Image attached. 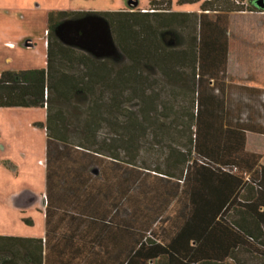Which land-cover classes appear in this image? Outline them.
<instances>
[{
    "label": "crops",
    "instance_id": "1",
    "mask_svg": "<svg viewBox=\"0 0 264 264\" xmlns=\"http://www.w3.org/2000/svg\"><path fill=\"white\" fill-rule=\"evenodd\" d=\"M248 3L251 9L206 11L195 41L184 47L187 59L170 58L161 66L174 85L170 108L147 109L143 116L137 109L136 117L141 131L160 132L163 126L170 133L198 134L203 154L260 176L264 187V9ZM201 4L196 11L172 10L170 1V9L198 18ZM145 115L153 117L147 129ZM123 142L114 156L46 141L41 188L23 186L0 197V218L10 225L0 235L40 239L42 264H167L176 256L188 258L243 180L230 169L185 168L184 148L176 143L162 151L155 142L138 141L130 160ZM243 199L247 206L237 207L233 218L264 235V190L255 194L248 187ZM148 230L159 243L141 245ZM241 252L244 246L234 254L241 259Z\"/></svg>",
    "mask_w": 264,
    "mask_h": 264
},
{
    "label": "trees",
    "instance_id": "2",
    "mask_svg": "<svg viewBox=\"0 0 264 264\" xmlns=\"http://www.w3.org/2000/svg\"><path fill=\"white\" fill-rule=\"evenodd\" d=\"M163 0H151L150 5L154 7L162 3ZM170 1L167 0V8L162 12L159 9L149 8L142 11V9L133 11L125 10H110V11H86V12H65L60 11L57 13H51L48 19V31L46 39V65L44 68H32L24 70H4L0 74V107L3 106H22L33 107L40 106L46 108V129H47V143L48 146L54 142L69 143L67 136V128L65 125V115L58 108H52L53 95L59 98V100H69L71 95L76 92H85L89 89L92 94L97 84H102L106 87V90L113 94V101L115 97L124 95V89L130 88L133 80L135 81V100L136 108L125 110L123 117L125 120L120 125L118 131L119 140L112 138L110 144H98L96 137L100 126L103 124V120L108 112H111V116L115 118L114 113L119 112L118 106L112 102L108 109H105L103 104L98 101L92 106V110H88V118H86L82 128L84 129V139L92 141L93 152L104 154V149L110 152V155L118 156L114 153V149H121L122 140H124V146L128 151L129 159L132 160L136 156L137 142H145L152 145L153 142L157 143L160 149H175L173 144H179L184 149L180 150L183 156V163L185 168L188 166L199 165L205 168H209L214 171L223 172L230 169V173L236 174L243 180L242 188L234 200L227 205L224 210L217 217L216 221L212 225L211 229L207 233L206 239L201 243L195 242L192 244V253L188 258L176 256L174 259H169L167 264H247L237 256L234 251L239 246H244L246 252L249 253L254 259L255 263L252 264H264V235L259 231L247 230L244 227L239 226L238 222L233 218V212L237 207H246L248 201L243 199V193L246 188H251L255 194L264 190L260 176H251L248 172H242V170L235 164H225L220 161H216L201 152L199 148L198 134H192L188 132L170 133L167 128H163L162 131L147 132L141 131L140 124H137L136 111L139 109L142 112L147 109L170 108L172 104L168 99H161L160 94L146 82H140L139 70L132 71L133 63L125 68H120L113 76H109V69L104 62H97L92 60V56H95L93 52L85 47L79 46V44H72L64 42L57 34V28L64 21H79L87 18L94 19L95 22L100 23L104 28L113 26L114 28L122 31V40L118 41L119 47L122 53L129 57H133L135 64H138L136 60H141L148 63L151 60V64L159 70L167 78L170 76L169 69L164 67V61L175 58L178 54L169 55L167 51H162L158 43L151 37L155 24L152 20L156 21V27L165 28L171 27V25L179 26L181 21H186L191 14L187 12L172 11L170 9ZM185 2H193L197 0H182ZM248 1L253 0H205L202 2L197 24L201 29L203 22V15L206 11H217L224 9L213 8L212 4L216 2L223 3L225 5L234 3L236 6H227L225 10L231 9H243L250 8ZM165 9V8H163ZM165 13V14H164ZM65 15V17H62ZM127 16L126 20L125 17ZM133 17L129 19L128 16ZM122 18H120V17ZM55 17V18H54ZM137 23L143 30L142 36L135 37L131 32L129 23ZM167 31L162 32V36H165ZM55 39H54V38ZM56 43V48L53 45ZM135 40V41H134ZM82 49L87 54H80L78 56L74 47ZM154 47L159 56L155 58V52L151 49ZM142 48V54L140 55V49ZM104 50V49H103ZM104 52V51H103ZM115 48L111 56L116 57ZM91 57H89V56ZM92 55V56H91ZM140 55V57H139ZM71 56L78 57V62L84 67V71L77 77L69 73H65L61 70H56L53 66V59L57 61L68 60L71 61ZM162 59V61L159 60ZM91 59V61L89 60ZM148 59V60H146ZM153 60V61H152ZM176 60V59H175ZM164 63V64H163ZM150 64V63H149ZM138 71V73H137ZM179 73V70L178 72ZM131 74V76H130ZM180 78L179 74H175ZM201 75L198 73V79ZM109 77L111 79H109ZM131 78V81H130ZM150 89V90H149ZM103 96V95H102ZM101 96V97H102ZM123 97V96H122ZM125 100L129 101L130 96L125 94ZM101 102V100H99ZM89 109V108H88ZM141 116L142 121L145 123L144 129H147L151 125L152 116ZM109 121V120H108ZM125 136V139H124ZM92 138V139H91ZM85 142V140H84ZM73 143V142H72ZM103 143H107V140ZM173 143V144H172ZM77 145L83 146L85 143L77 142ZM85 147V146H84ZM93 147V146H92ZM120 155V154H119ZM159 164L157 167L159 168ZM234 171V172H232ZM185 174V169H184ZM183 174V175H184ZM183 182V178L180 180ZM258 213V212H257ZM257 215V214H256ZM261 213H258L260 217ZM159 243V239L153 235L152 230L145 232L141 240V245H151ZM0 264H42V243L40 239L26 238L18 236H5L0 235Z\"/></svg>",
    "mask_w": 264,
    "mask_h": 264
},
{
    "label": "rangeland",
    "instance_id": "3",
    "mask_svg": "<svg viewBox=\"0 0 264 264\" xmlns=\"http://www.w3.org/2000/svg\"><path fill=\"white\" fill-rule=\"evenodd\" d=\"M131 0H0V74L4 70H24L32 68H44L46 65V39L48 31V19L51 13L60 11L65 12H86V11H110V10H126L132 9L135 12L141 8H158L159 12L166 10L168 7L163 0L161 4L150 5L151 0H133L136 4L130 5ZM205 0H197L193 2H185L182 0H171L172 10H194L196 11ZM227 6L236 5L229 3L227 5L216 2L212 4L213 8L225 9ZM165 8V9H163ZM165 14V13H164ZM65 17V15H62ZM120 17V16H119ZM126 20V15L123 16ZM131 19L133 16H128ZM55 18V17H54ZM122 18V17H120ZM197 16L192 15L187 20L181 21V25L171 27L159 28L156 27V21L152 20L155 24L151 37L158 43L162 51L171 52L173 57L178 54L174 59L177 61L186 60L184 47L192 44L196 39L197 30ZM131 32L135 37L142 36L143 30L139 28L137 23H129ZM100 23L92 22L86 23V27L92 34V60L97 62H104L109 69V76H113L120 68H125L133 63L132 71L139 70V81L146 82L156 92H158L161 99L169 98V91L172 90L174 85L159 72L148 60L144 61L142 48L140 49L139 57L141 60H136L135 64L133 57H129L122 53L118 41L122 40V31L120 29L109 26L101 28ZM103 30L108 34V39L112 50L110 51L101 39L103 37ZM167 31L165 36L162 32ZM102 35V36H101ZM101 39L99 40L98 38ZM54 38V37H53ZM55 39V38H54ZM89 39V38H88ZM135 41V40H134ZM55 43V41L53 40ZM72 44H78L85 47L83 42L74 40ZM96 44V46L94 45ZM56 48V43L53 45ZM94 48V49H93ZM115 48L116 57L111 56ZM104 49V50H103ZM152 51L155 52V58L159 56L154 47ZM78 56L80 54H87L82 49L74 47ZM104 51V52H103ZM175 52V54H172ZM89 56V55H88ZM90 57V56H89ZM91 58V57H90ZM71 61L63 60L57 61L53 59V67L56 70H61L65 73L76 75L80 77L84 71V67L78 62V57L71 56ZM91 61V59H89ZM162 61L161 58H159ZM153 61V60H152ZM150 63V64H149ZM183 71V70H182ZM179 70V72H182ZM136 73V72H135ZM138 73V71H137ZM131 76V74H130ZM180 78L182 76L180 75ZM109 79H111L109 77ZM131 81V78H130ZM135 81L133 80L130 88L124 89V95L115 97L114 101L117 103L118 111L114 113L115 118L111 116V112L104 116L107 120H103V124L98 130L96 137L98 144H110L109 141L119 140L120 125L125 120L123 115L125 110L135 109ZM150 90V89H149ZM169 90V91H168ZM125 94L130 96V100H125ZM103 95V96H102ZM102 96V97H101ZM113 94L106 90L102 84H97L93 90L89 89L85 92H76L71 95L69 100H59L56 96L53 97L52 108H59L65 117V125L67 128V136L69 143L83 142V146L88 147L90 150L94 148L92 141L84 139V129L82 128L86 118H88V110H92V106L98 101L103 104L105 109L114 102ZM123 96V97H122ZM101 100V102L99 101ZM169 100V99H168ZM178 103L184 104L180 99ZM89 108V109H88ZM110 108V107H109ZM109 120V121H108ZM46 108L40 106L22 107V106H3L0 107V197L4 195L7 190L19 189L23 186L30 185L33 188L40 189V181L42 176H45L46 169ZM85 140V142H84ZM107 140V143H103ZM93 146V147H92ZM104 153L110 154L107 150ZM114 153L119 156L120 149H114ZM126 156V155H125ZM11 164V166H10ZM14 167H13V166ZM6 221V222H4ZM11 224V223H10ZM9 222L0 218V232L9 231ZM241 259L244 263H255V259L249 254L241 252Z\"/></svg>",
    "mask_w": 264,
    "mask_h": 264
},
{
    "label": "water",
    "instance_id": "4",
    "mask_svg": "<svg viewBox=\"0 0 264 264\" xmlns=\"http://www.w3.org/2000/svg\"><path fill=\"white\" fill-rule=\"evenodd\" d=\"M129 4L134 6L136 4V1L131 0ZM252 4L257 8L264 9V0H253ZM92 22L95 23L94 19L91 18H87L83 20L81 19L79 21H64L60 26H58L57 34L66 43H77L74 42V40H77L78 42L81 41L84 43L83 45L85 46V48L92 51V34L90 30L85 28L86 23H92ZM102 34L104 39H101L102 35L98 39L99 40L101 39L102 42L105 43L108 46L107 48L111 51L112 48L111 46H109L110 41L108 39V34L106 33L105 30H103ZM94 45L96 46V44Z\"/></svg>",
    "mask_w": 264,
    "mask_h": 264
},
{
    "label": "built area",
    "instance_id": "5",
    "mask_svg": "<svg viewBox=\"0 0 264 264\" xmlns=\"http://www.w3.org/2000/svg\"><path fill=\"white\" fill-rule=\"evenodd\" d=\"M237 1V0H236ZM144 10H147V9H142V11H144ZM149 11H152V9H149Z\"/></svg>",
    "mask_w": 264,
    "mask_h": 264
}]
</instances>
